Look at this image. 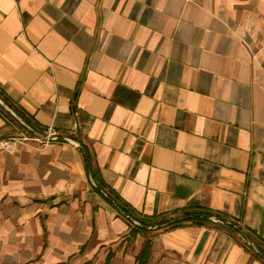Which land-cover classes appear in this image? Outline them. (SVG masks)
Wrapping results in <instances>:
<instances>
[{
	"label": "crops",
	"instance_id": "crops-1",
	"mask_svg": "<svg viewBox=\"0 0 264 264\" xmlns=\"http://www.w3.org/2000/svg\"><path fill=\"white\" fill-rule=\"evenodd\" d=\"M1 97L59 140L11 142L0 105V264H137L148 238L147 264H264L227 223L154 224L204 207L264 241V0H0Z\"/></svg>",
	"mask_w": 264,
	"mask_h": 264
},
{
	"label": "trees",
	"instance_id": "trees-1",
	"mask_svg": "<svg viewBox=\"0 0 264 264\" xmlns=\"http://www.w3.org/2000/svg\"><path fill=\"white\" fill-rule=\"evenodd\" d=\"M2 99L6 104H8L11 108L14 109V107H12V105H10L4 98ZM82 153H83V160L85 163L87 173L97 183L96 189L102 193L108 191L105 183L100 178L99 171L95 163L93 162V156L85 145L82 146ZM121 209L125 213H128L125 208L121 207ZM175 213L176 214L179 213V215L172 216L169 219L162 218L160 220H156L154 224L158 226H167L166 224L168 223L170 227H174V226L182 225L185 222H195V223L200 224V223H204V222L211 220V218H217L224 222L229 221L230 224L228 226H230L235 232L239 233L242 239L249 240L250 242L255 244L256 249H257L255 254L264 261V241L260 239L259 237H257L256 235L246 232L241 227H239L236 223L230 220H227L222 214L216 213L212 211L211 209L204 208V207L184 208V209L175 211ZM145 227H146V224L143 223L142 229H145ZM133 233L135 234L136 231H133ZM151 243L152 241L150 238H148L145 241L143 248L141 249L139 255L137 256V264H147L149 260V256H150V251H151ZM105 264H109V260H107Z\"/></svg>",
	"mask_w": 264,
	"mask_h": 264
},
{
	"label": "built area",
	"instance_id": "built-area-1",
	"mask_svg": "<svg viewBox=\"0 0 264 264\" xmlns=\"http://www.w3.org/2000/svg\"><path fill=\"white\" fill-rule=\"evenodd\" d=\"M66 140H68L69 142L75 144V145H78V143L70 138H65ZM11 142H16V141H19L25 145H29V140H34V141H37L40 143V145L38 147L40 148H44L46 147L49 143H51L52 141H56V140H59V136L57 135V133L54 131V129L49 126L47 128V132L46 134L43 136V138H39L35 135H30V136H22V137H12L9 139ZM213 221L217 222V223H220V224H230L229 221L227 222H224V221H221L217 218H211ZM244 240V239H243ZM246 243L250 246H252V243L249 241V240H245Z\"/></svg>",
	"mask_w": 264,
	"mask_h": 264
},
{
	"label": "water",
	"instance_id": "water-1",
	"mask_svg": "<svg viewBox=\"0 0 264 264\" xmlns=\"http://www.w3.org/2000/svg\"><path fill=\"white\" fill-rule=\"evenodd\" d=\"M0 105H2L8 112L24 127L26 128L31 134L43 138V135L40 134L36 129H34L32 126H30L25 120H23L8 104H6L1 98H0Z\"/></svg>",
	"mask_w": 264,
	"mask_h": 264
}]
</instances>
